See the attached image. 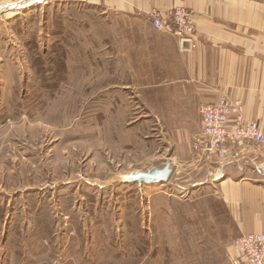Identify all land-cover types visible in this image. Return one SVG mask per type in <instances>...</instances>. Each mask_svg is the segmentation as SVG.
I'll return each instance as SVG.
<instances>
[{
  "label": "rangeland",
  "instance_id": "374dc122",
  "mask_svg": "<svg viewBox=\"0 0 264 264\" xmlns=\"http://www.w3.org/2000/svg\"><path fill=\"white\" fill-rule=\"evenodd\" d=\"M104 1L0 8V264H231L242 233L206 165L236 158L193 149L197 113L143 107L119 52L163 39ZM173 157L167 182L122 181Z\"/></svg>",
  "mask_w": 264,
  "mask_h": 264
},
{
  "label": "crops",
  "instance_id": "0c3cea01",
  "mask_svg": "<svg viewBox=\"0 0 264 264\" xmlns=\"http://www.w3.org/2000/svg\"><path fill=\"white\" fill-rule=\"evenodd\" d=\"M107 9L146 16L154 9L166 12L185 5L193 13L198 47L182 51L170 34L155 30L163 40H136L120 51L134 54L142 67L136 69L141 92L150 93L145 108L173 110L171 117L185 120L200 106L217 102L221 96L243 98L247 120L264 127V5L251 0H105ZM236 29L240 32L236 34ZM258 29L251 39L241 32ZM130 42V41H129ZM139 92V90H138ZM165 103V105H164ZM191 140V136L187 138ZM264 149V148H263ZM260 151V150H258ZM249 150L236 161L221 162L217 168L206 165L217 175L222 196L236 212L241 233L264 232V152ZM262 151V150H261ZM262 153V154H261ZM190 154L194 155L191 152ZM172 165L176 158H169ZM248 160V162H246ZM236 163V169L230 166ZM231 255V254H230Z\"/></svg>",
  "mask_w": 264,
  "mask_h": 264
},
{
  "label": "built area",
  "instance_id": "2783aa9c",
  "mask_svg": "<svg viewBox=\"0 0 264 264\" xmlns=\"http://www.w3.org/2000/svg\"><path fill=\"white\" fill-rule=\"evenodd\" d=\"M41 1L47 0H0V8H22ZM146 20L156 30L175 37L182 51L198 47L196 22L187 6L178 5L166 12L154 9L146 14ZM200 113L202 129L192 147L209 161L237 158L242 151L264 148V127L257 120H247L241 100L225 94L217 102L201 105ZM231 264H264V232H248L237 238Z\"/></svg>",
  "mask_w": 264,
  "mask_h": 264
},
{
  "label": "water",
  "instance_id": "95a60500",
  "mask_svg": "<svg viewBox=\"0 0 264 264\" xmlns=\"http://www.w3.org/2000/svg\"><path fill=\"white\" fill-rule=\"evenodd\" d=\"M172 172V161L168 159L163 168L154 167L147 171H136L134 173L124 174L122 181L138 182L139 184L163 183L170 179Z\"/></svg>",
  "mask_w": 264,
  "mask_h": 264
}]
</instances>
